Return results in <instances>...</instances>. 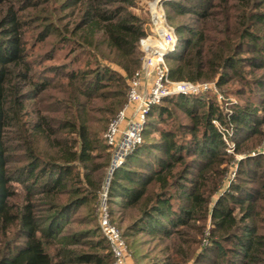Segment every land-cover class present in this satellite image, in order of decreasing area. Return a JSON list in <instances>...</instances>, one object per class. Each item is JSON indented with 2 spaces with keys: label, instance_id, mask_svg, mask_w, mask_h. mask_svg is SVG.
Instances as JSON below:
<instances>
[{
  "label": "trees",
  "instance_id": "1",
  "mask_svg": "<svg viewBox=\"0 0 264 264\" xmlns=\"http://www.w3.org/2000/svg\"><path fill=\"white\" fill-rule=\"evenodd\" d=\"M10 1L0 0V264H111L94 211L111 151L89 124L91 102L115 99L102 107L104 122L122 105L145 30L130 0H63L64 23L37 36L56 35L53 46L34 56L20 12L36 2ZM163 5L177 34L169 76L212 79L237 97L230 120L243 157L219 191L234 159L212 122L225 120L222 101L166 96L109 177V214L117 213L133 264H264V155L251 153L264 144V0ZM93 48L123 72L91 67Z\"/></svg>",
  "mask_w": 264,
  "mask_h": 264
},
{
  "label": "built area",
  "instance_id": "2",
  "mask_svg": "<svg viewBox=\"0 0 264 264\" xmlns=\"http://www.w3.org/2000/svg\"><path fill=\"white\" fill-rule=\"evenodd\" d=\"M147 10L150 14L149 31L137 43L141 53L140 65L129 80L125 104L111 118L103 134V140L111 147V159L100 194L99 228L109 245L113 258L111 264H126L127 248L121 229L110 219L106 204L108 180L112 171L122 164L124 156L141 140L144 116L150 106L174 94L214 93L218 100L223 99L215 80L172 79L169 76L166 56L175 49L177 34L167 21L163 0L148 2ZM230 112L227 114L229 122ZM125 121L126 125L121 129ZM223 128L225 132L219 129L223 135L232 134V124ZM229 136L224 135L223 140L227 145L226 151L233 152L234 143L228 139ZM259 152L264 155V149Z\"/></svg>",
  "mask_w": 264,
  "mask_h": 264
},
{
  "label": "rangeland",
  "instance_id": "3",
  "mask_svg": "<svg viewBox=\"0 0 264 264\" xmlns=\"http://www.w3.org/2000/svg\"><path fill=\"white\" fill-rule=\"evenodd\" d=\"M61 1H63V0H35L36 3H33L31 5H28V6L24 7V9L21 10V12H20L21 19L24 22H26L25 25H27L24 28V30L26 31L25 38H26L27 44L28 45H30V44L34 45L33 46V50H32L34 56H36L37 54L42 53L43 51H46L49 48H51L53 46L52 43H54L55 39L57 38L56 35H47V36H45L43 41H38L37 40L38 34L40 32H42L43 29L46 28L47 24H50V23H56L57 24L58 22L59 23H64L65 20H59L57 18L58 16H60L63 13V12H60L58 9L56 10V7L59 5V3ZM130 1H131L130 4L126 5L128 11L137 18L139 25L145 30V33L148 32L149 31V27H150V14H149V12L147 10V5H148V2H151L153 0H130ZM163 1H166V0H163ZM10 2L14 3L16 6H19L20 4H24L23 0H11ZM69 9H71V8L67 7L66 10H64V11L65 12L69 11ZM163 9H164V12L166 14L167 10H166L164 5H163ZM182 18H185V17H181V18L179 17L178 20L181 21ZM69 21H71V23H72V18ZM167 21L169 22L168 19H167ZM169 23L172 24V22H169ZM44 26H45V28H44ZM66 36H69V35H66ZM86 49H88V48H86ZM63 51H64V49L63 50L62 49L58 50L59 53H62ZM82 51H84V50H82ZM85 51H87V50H85ZM89 51L91 53V56L89 57L91 67L97 66L98 63H102V64L110 65L115 71H118V72H121V73L123 72L121 70L120 66L117 65V63H115V62L113 63V62L109 61L108 59L103 58L100 55L98 49L96 50L95 48H93V49H91ZM73 54L74 53H72L71 56ZM93 58H94L95 61H97V63L95 62L96 64L92 61ZM52 61H55V60L53 59ZM140 62H141V59H140ZM48 63H53V62L48 61ZM204 80L210 81L212 79H204ZM121 89L123 90L122 86H121ZM127 89H128V87H127ZM127 89L124 88L125 93H127ZM220 91H221V89H220ZM221 93L223 95V99L222 100L220 99V101H222L221 102L222 103V110H223V115H224V119L225 120L221 121L219 118H213L212 122L215 121V122H213V124L217 127L218 130L220 129L222 132H225L226 130L223 127L228 126L229 124H232L231 120H230V122L227 120V114L230 111H232V107L237 103L238 99L233 94L226 95L222 91H221ZM117 99H120V97H118ZM125 101H126V97H125L122 105L115 111V113L125 104ZM112 102L114 103L115 99L111 98V97L107 98V99H104V100L103 99H99V98H93V100L91 102L93 111L90 112L91 120H90L89 124H90V126L93 127V129L97 132V134L99 136L103 137V134L106 131L107 126H108L111 118L115 115V113L112 114V115L111 114L108 115L107 119H106V122H104V119L106 117V112H104V111H106V110H104V108H102V107H105V106L109 107V105ZM59 103H60V105L63 104L62 101L59 102ZM100 108H102L103 110H101ZM56 113H58V112L56 111ZM59 115H60V112H59ZM145 118H146V114L144 116V119ZM216 123H218V124H216ZM125 125H126V121L121 124V129H123V127H125ZM220 130H219V132H220ZM222 132H220V134H221V137H222V140H223L224 135L226 137H228L229 135L227 133H225L223 135ZM228 139H231V141H233V143H234L233 152H228V154L232 155L234 159H232V161L230 163V166H229V168L226 171L225 178H224V185H222L220 187L219 191H221L222 189L226 188V186L230 183V181H232L234 179L235 170H236V166H237L235 160L237 161L238 159L243 157V153H239V152L235 151V140L233 139V132H232V134H230ZM223 142H224L225 150H226L227 145H226L224 140H223ZM260 149H264V144L263 145L261 144V145L257 146L256 149L254 151H252L251 153L255 154V153L259 152ZM110 151H111V147H110ZM106 170H107V167L105 169V173H104V176H103V179H102L103 181H104V179L106 177ZM101 191H102V188L99 191L98 198H97V200H96V202L94 204L95 223H97V224H99V216H100L98 202H99V200L101 198V196H100ZM106 204H107V207L110 206V203H107V200H106ZM82 209H79L78 213L81 214L82 213ZM116 216H117V213H116L115 210H114L113 214L110 213L111 221L119 229H121V232L123 233V228L120 227V225L118 224ZM84 225H86V224H84ZM80 227H81L80 224H76V223H72V222H70V224L68 225L69 229H78ZM123 238L125 239V242H126L125 236H123ZM152 243L153 242H151L149 245H152ZM147 246H148V244L139 246L136 251H138V252L145 251ZM126 248H127L126 264H133L134 262H133L132 250H131V248L129 247V245L127 243H126Z\"/></svg>",
  "mask_w": 264,
  "mask_h": 264
}]
</instances>
